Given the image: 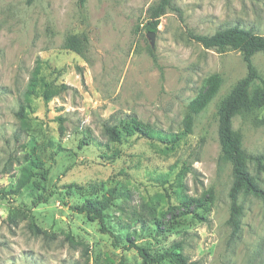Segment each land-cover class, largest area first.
Masks as SVG:
<instances>
[{"label":"rangeland","instance_id":"1","mask_svg":"<svg viewBox=\"0 0 264 264\" xmlns=\"http://www.w3.org/2000/svg\"><path fill=\"white\" fill-rule=\"evenodd\" d=\"M158 1L87 0L80 8L76 0H0V264H140L124 240L115 243L98 221L69 209L113 189L104 214L114 234L126 210L149 203L166 230L138 231L137 245L161 252L182 240L191 264H264V202L240 196L234 236L233 177L218 138V107L246 66L237 51L219 54L189 38L232 26L264 36V0H172L180 15L162 16L151 38L144 25ZM69 37L80 53L66 48ZM253 65L264 79L262 53ZM37 68L50 85L65 86L49 103L26 96ZM212 75L222 85L195 114ZM126 115L147 125L151 139L110 143L104 126ZM232 127L249 155L264 158V107L235 116ZM30 160L43 162L47 177L15 195ZM249 171L264 190V173L254 162Z\"/></svg>","mask_w":264,"mask_h":264},{"label":"trees","instance_id":"2","mask_svg":"<svg viewBox=\"0 0 264 264\" xmlns=\"http://www.w3.org/2000/svg\"><path fill=\"white\" fill-rule=\"evenodd\" d=\"M87 0H76L77 5L83 8ZM168 12L180 15V10L175 7L172 0H159L158 3L149 10V21L144 25V30L150 34L157 32V27L162 16ZM189 38L200 44L206 50H212L223 54L230 51H237L246 66V76L237 82L231 92L220 103L218 115V138L220 144V157L231 167L233 182L230 187L228 197L230 201V215L228 224L235 236L239 232L240 217L242 215L241 195H252L264 202V190L259 185L258 180L249 171V164L254 162L256 170L264 173L263 156L249 155L243 148L241 135L233 130L232 122L235 116L254 109L264 107V79L260 76L253 65V57L257 53L264 55V36L255 33L252 29L239 26L227 27L216 31L213 35L189 34ZM66 48L76 53L81 52V44L75 37H69L66 41ZM206 88L193 103V113L198 114L206 109L214 97L217 95L222 80L219 75H212L206 80ZM65 89L64 85L54 86L46 82L41 76L40 69L33 72V77L28 86L26 96L32 97L40 95L45 103H49L52 96ZM18 115L24 121V109L21 108ZM104 135L110 143L120 144L132 137L150 138L152 130L143 124L134 115H126L120 118L113 125L104 126ZM47 177V170L44 163L39 160H30L21 169L17 179L13 194H19L27 189L33 179ZM117 190H110L100 200L89 199L80 205L71 206L69 209L77 214H85L94 221H98L102 233H110L115 243L124 240L125 250L134 249L140 258V264H191L186 255L183 254L184 241H174L169 248L163 251H152L149 248L137 245L136 235L139 232L149 234H161L166 230L165 225L157 218L154 207L149 204H141L140 208H130L125 211L124 217L118 222L121 234H114L105 227L104 214L112 205L116 198ZM121 198L129 200V193H121ZM211 198V197H209ZM197 209L206 207V200H191ZM29 220V228L36 235L42 232L34 224L32 215L26 216ZM136 225V227H135ZM139 228V230L137 229ZM118 264H124L123 259Z\"/></svg>","mask_w":264,"mask_h":264},{"label":"water","instance_id":"3","mask_svg":"<svg viewBox=\"0 0 264 264\" xmlns=\"http://www.w3.org/2000/svg\"><path fill=\"white\" fill-rule=\"evenodd\" d=\"M149 35H150L151 38L153 37V33H150Z\"/></svg>","mask_w":264,"mask_h":264}]
</instances>
